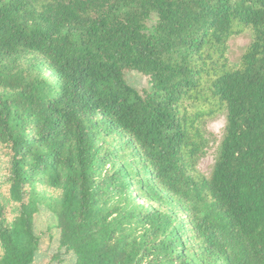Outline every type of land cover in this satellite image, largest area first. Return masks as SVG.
I'll use <instances>...</instances> for the list:
<instances>
[{"label":"trees","instance_id":"trees-1","mask_svg":"<svg viewBox=\"0 0 264 264\" xmlns=\"http://www.w3.org/2000/svg\"><path fill=\"white\" fill-rule=\"evenodd\" d=\"M248 31L234 67L228 43ZM44 66L57 82L31 79ZM224 110L207 178L206 118ZM2 147L21 208L7 223L0 203V264L35 262L43 206L69 264H264V0H0ZM135 184L169 209L142 207Z\"/></svg>","mask_w":264,"mask_h":264},{"label":"rangeland","instance_id":"rangeland-1","mask_svg":"<svg viewBox=\"0 0 264 264\" xmlns=\"http://www.w3.org/2000/svg\"><path fill=\"white\" fill-rule=\"evenodd\" d=\"M156 22V15H153L148 23L152 27ZM253 40L251 32H245L242 35L234 36L230 39L228 45V57L232 66L237 67L241 61L242 56ZM125 80L129 86L135 89L139 94L145 96L150 92L152 86L150 78L138 71H125ZM31 79L39 80L45 79L48 82L55 83L58 81L56 76L49 70L48 67H43L38 72H33ZM192 107V105L190 106ZM190 111H195L197 106L190 108ZM196 108V109H194ZM227 122L226 111L217 112L215 115L206 118L204 126V136L208 139V145L199 155L196 164V171L198 175L204 177H211L214 166L220 153V146L224 136V130ZM98 146L104 150L119 149V156L117 162L129 166L133 160L129 159L127 151L124 149L123 142L110 136H102L99 139ZM5 148H0V203L5 206L6 222L10 223L14 220L19 212L21 206L9 200V178L11 175V157ZM137 170V167L134 166ZM112 168H107L105 177L112 173ZM40 192L46 196L49 201H57L61 193L58 190L41 188ZM132 194L137 198L139 204L146 209H169L161 202L153 201L148 192L142 193L138 189V185H133L131 188ZM172 201V199H170ZM175 202L174 206L177 207ZM36 231L42 237V246L38 257L33 264H69L71 257L60 253L59 251V232L55 228V222L52 211L43 206L41 212L36 218Z\"/></svg>","mask_w":264,"mask_h":264}]
</instances>
